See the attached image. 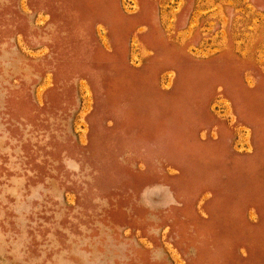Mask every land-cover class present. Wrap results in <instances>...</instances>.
Returning a JSON list of instances; mask_svg holds the SVG:
<instances>
[{
	"label": "rangeland",
	"instance_id": "1",
	"mask_svg": "<svg viewBox=\"0 0 264 264\" xmlns=\"http://www.w3.org/2000/svg\"><path fill=\"white\" fill-rule=\"evenodd\" d=\"M0 264H264V0H0Z\"/></svg>",
	"mask_w": 264,
	"mask_h": 264
}]
</instances>
